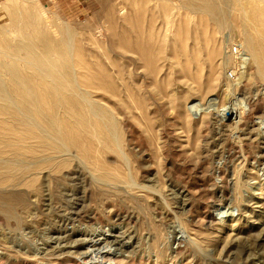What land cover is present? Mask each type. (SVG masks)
I'll return each mask as SVG.
<instances>
[{
	"label": "rangeland",
	"instance_id": "obj_1",
	"mask_svg": "<svg viewBox=\"0 0 264 264\" xmlns=\"http://www.w3.org/2000/svg\"><path fill=\"white\" fill-rule=\"evenodd\" d=\"M248 35L264 0H0L10 95L23 43L71 74L37 124L0 101V264H264V60L226 51Z\"/></svg>",
	"mask_w": 264,
	"mask_h": 264
},
{
	"label": "bare ground",
	"instance_id": "obj_2",
	"mask_svg": "<svg viewBox=\"0 0 264 264\" xmlns=\"http://www.w3.org/2000/svg\"><path fill=\"white\" fill-rule=\"evenodd\" d=\"M218 6L219 5L214 3V2H212V4H208V3H206V1H204V2H202V4H197V2L196 3L190 2V5L188 7L193 9L194 12L208 13L211 16V18L213 19V21H216L218 23H222L223 22V17H222L223 13L221 15L222 18H220ZM221 7H223V6H221ZM245 40L248 44L249 52H246V50H244L238 56L235 55V57L237 58V61L239 60V62H240V65L242 68L241 69V73H242L241 75L242 76H244L245 72L247 71L248 65L250 64V62H252V60H254L255 58L264 60V58H263V55H264V45L263 44L264 43L262 41L255 40L250 35H248ZM43 46H45V47L41 51H38L37 48H35V46L30 44V43H23L21 46L29 54L27 57H25V60L28 61L30 63V65L33 66V68L35 69L32 74H28V73H25L23 71H17L14 66L9 67V69H11L10 71L15 73V74H13L12 78H14L18 84V95H16V94L10 95V93H9L10 91L8 92L9 89L7 90V88H6V82H5L6 80L1 78V72H0V101L4 102L5 105H7V106L15 108V110H17V112L15 111L17 114H18V112L21 113V115L18 114V115L12 116V117H14L13 118L14 121H16V123L18 121V123H20L21 125L29 126V125L35 124L36 118L33 115L34 111H38V109H42L43 112H45L46 108L41 107L42 105L40 104V103H42L41 99H43L44 97L48 96L51 98V101H52V97H54L56 95L55 96L56 103L60 102V98H59L60 95H58V94H59L60 90H62L64 88V86L62 85L64 78L67 77L69 83L71 84L70 72L68 71V72L64 73V76L62 77L60 72L59 73L57 72L58 71L56 68L57 64H55V62H53L48 56L46 44H43ZM229 47H228V50H226V51H229ZM19 53H21V51L20 52L17 51V54L15 55L16 58H19V56H21L22 53L21 54H19ZM229 53L231 54L230 51H229ZM233 58H234V56H233ZM231 60L232 59H230L228 56L224 58L225 62H229ZM38 80H42L43 83H40ZM40 87H44L46 90L44 92H41ZM70 88L72 89V91L75 92L73 87L70 86ZM81 96H82V94H81ZM81 96H80L81 100L87 102L86 97H83V96L81 97ZM18 97H19V101H18ZM53 103H54V100H53ZM87 104H88L87 105L88 108L90 110H92L93 112H96L99 109V106L97 107L98 108L97 109V108L93 107L91 103L87 102ZM235 108H237V107H235ZM220 111L223 112V116L226 114V110L220 109ZM111 113H110V115H111ZM99 114H101V113L99 112ZM233 116H234V118H237L238 120H240V117H241L240 112L233 115ZM45 118H47V120L49 121V125L53 128V133H50V134H52V136L55 137V139H54V137H53V139L56 140V142L58 141L60 143V147L61 146L66 147V144H65L66 138L65 137L68 136L69 134H66V131H63V129L60 128V126H62V125H59L56 121H54L53 119H51L47 115H45ZM112 121H114V120H112ZM261 122L264 123L263 121H261ZM36 124H37V122H36ZM112 127H113V125H112ZM115 128H116V125H115ZM16 129L13 130V134L17 135L19 130H16ZM113 130H114V128H113ZM43 131H45V130L43 129L42 132ZM46 133L49 134V131ZM46 133H43V135H46ZM83 151H85V150H83ZM224 209L225 208H223V207L219 208V211H220L219 213L224 214L225 212H228V211L233 213L235 211V207H232V206L229 207L227 210L226 209L224 210ZM96 252H98V251H96ZM89 256H90V260L92 262L95 259L99 260L101 257L100 255H98V253H95V254L89 253Z\"/></svg>",
	"mask_w": 264,
	"mask_h": 264
},
{
	"label": "built area",
	"instance_id": "obj_3",
	"mask_svg": "<svg viewBox=\"0 0 264 264\" xmlns=\"http://www.w3.org/2000/svg\"><path fill=\"white\" fill-rule=\"evenodd\" d=\"M229 51H230L232 54L238 56V55L242 52V48H241L240 45L235 44V45H233L231 48H229ZM237 66L239 67V70H240V66H239L238 64H237ZM235 75H236V72H235L234 70H230V71L228 72V77H229V78H232V79H233V78L235 77Z\"/></svg>",
	"mask_w": 264,
	"mask_h": 264
}]
</instances>
